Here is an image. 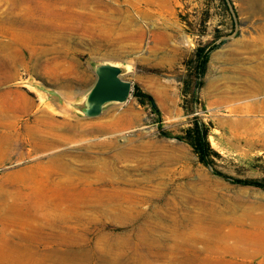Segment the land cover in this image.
Segmentation results:
<instances>
[{
  "label": "rangeland",
  "instance_id": "374dc122",
  "mask_svg": "<svg viewBox=\"0 0 264 264\" xmlns=\"http://www.w3.org/2000/svg\"><path fill=\"white\" fill-rule=\"evenodd\" d=\"M220 39L193 101L184 61ZM256 63L264 0H0V264H264V186L231 178L264 183ZM192 115L213 166L174 136Z\"/></svg>",
  "mask_w": 264,
  "mask_h": 264
},
{
  "label": "trees",
  "instance_id": "16d2710c",
  "mask_svg": "<svg viewBox=\"0 0 264 264\" xmlns=\"http://www.w3.org/2000/svg\"><path fill=\"white\" fill-rule=\"evenodd\" d=\"M231 21L233 22L232 19ZM217 37H219L218 34H216V38ZM223 41L224 39H220L218 42L196 46L191 51V54L185 59V71L184 75L181 77V90L184 96L189 97V99L193 101L196 99L197 91L203 81L208 54L214 46ZM131 92L140 102L143 103L146 101L152 112L156 114L158 113V108L153 103L151 95L147 91L142 90L138 83L135 82L132 84ZM209 128L210 124L199 119L196 115H192L189 122L184 125L178 133L174 134V136L185 141L190 146L194 155L200 162L213 166L214 158L220 156V154L209 143ZM160 133L163 135H168L169 131L161 128ZM214 170L218 174L226 175L222 171L216 169ZM231 178L242 183L264 186L263 181L253 177L240 178L232 176Z\"/></svg>",
  "mask_w": 264,
  "mask_h": 264
},
{
  "label": "bare ground",
  "instance_id": "6f19581e",
  "mask_svg": "<svg viewBox=\"0 0 264 264\" xmlns=\"http://www.w3.org/2000/svg\"><path fill=\"white\" fill-rule=\"evenodd\" d=\"M237 78L240 82L238 80H236V82L240 83V90L242 92L244 91V93H252V91H255L257 88L264 87V63H256L250 67L240 68ZM236 93L238 92L236 91Z\"/></svg>",
  "mask_w": 264,
  "mask_h": 264
},
{
  "label": "water",
  "instance_id": "95a60500",
  "mask_svg": "<svg viewBox=\"0 0 264 264\" xmlns=\"http://www.w3.org/2000/svg\"><path fill=\"white\" fill-rule=\"evenodd\" d=\"M99 85V89L114 96H122L126 91V84L109 75ZM123 93V94H122Z\"/></svg>",
  "mask_w": 264,
  "mask_h": 264
}]
</instances>
